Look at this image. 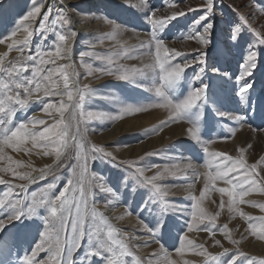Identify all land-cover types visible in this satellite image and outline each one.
I'll return each instance as SVG.
<instances>
[{
	"label": "rangeland",
	"instance_id": "374dc122",
	"mask_svg": "<svg viewBox=\"0 0 264 264\" xmlns=\"http://www.w3.org/2000/svg\"><path fill=\"white\" fill-rule=\"evenodd\" d=\"M238 1L240 0H214V12L209 17L214 26L208 37L210 43L207 46L189 38L195 31H202L204 21H201V25H193L192 22L204 15L206 0H146V3L155 10V18H163L180 11L186 13L184 16L177 17L167 28L163 29L162 37L169 49H175L184 54L175 58L174 63L193 62L185 70L184 78L177 85L176 94L183 98L191 88L199 87L201 81L209 85L208 102L202 106L201 138L214 141L209 146L210 151L225 152L233 157L240 155V148L246 149L244 158L247 163L257 164V171L260 173V177L264 178V45H260L258 43L259 38L246 28L241 32L244 37L243 40L233 41L230 39V29L233 27L232 22L239 23L237 12L247 18L252 27L259 31L262 36H264V23H262L261 17L255 16L257 12L255 9H250V6L247 5H244V7L239 6ZM254 1L259 5L260 0ZM261 1L264 2V0ZM36 2V0L34 3L29 0L21 5V0H7L5 6L3 7L2 5V10L7 9L8 12L1 15L0 10V19L8 16L0 23V26L5 24L0 27V38H2L1 34H4V32V35H8L21 19V17H17L16 20H12L13 8L25 6V8L31 9ZM144 3L145 0H68L66 3L67 7H61L62 1L55 8V12L60 9H65V12L67 10L69 17H71L72 23L70 26H66L65 30L70 27L77 32L76 37L73 39L75 49H71V58L75 60L73 65L75 66V71L79 73L80 86L88 85L95 90V94L90 99H86L85 108L87 109V104L91 106L90 111H94L96 108L99 111L101 110L100 107H103L104 111L102 113H106L109 116L107 121L103 123H100L99 119H89L81 124L84 135L88 142L105 147L106 150L111 151L115 156L119 155L124 148H136L142 145L138 151L139 155L133 157L132 161L138 162V166L146 169L145 176L151 177L157 172H163V176L158 179L157 183L167 186L168 196L165 199L174 202L177 208H188L190 211L192 203L190 194L200 196L201 192H204L202 204L204 203L207 207L206 209L204 206V209L210 215H215L219 212V216L214 222L213 230L215 231V236L209 231L202 230L204 225L209 224L207 220L195 230L196 234L198 232L202 234L195 240L197 244L204 245L203 242H205L204 246L208 251L213 254L222 253L223 248L214 244V241L219 239L224 248L229 249V253L223 259L230 258L237 247L248 254L249 257H257L258 260L264 258V247L263 250L258 248V252L255 253L256 247L264 244V239L253 235L249 228L250 223H259L257 218L264 217V209L258 206L264 204V192L253 190L244 197V203L234 205V208L238 207L240 212L244 213V215H241L240 212L230 210V198L218 191L220 187H227L223 181L217 180L215 189L211 186L206 188L205 185L209 182L203 173L208 171V169L203 167L205 154L202 151V145L188 138V135L182 138L175 137V132L183 125L191 126L188 121H171L169 119L170 112L167 109L151 107L146 111L126 114L121 119H115L120 109L126 105H150L158 99L154 93L147 91L152 86L151 81L148 79L141 78L136 83H131L118 80L113 75L101 74V72L96 71L98 68H106L108 66L106 59H97V56L108 57L115 53H120L119 57L114 56L116 63L127 67L132 65L139 67L146 61L148 63L151 62L146 45L151 39L152 25L150 13L145 9ZM45 8L42 10L41 16L49 7ZM190 8L195 10L189 11ZM245 8H248V10H242ZM92 11L101 18V22H93V25L98 29L95 34H90V28H85L86 26L80 23V17H85ZM57 12L54 16L57 15ZM259 12L261 11L259 10ZM54 16L53 14L50 15V21ZM93 19L95 18L91 20ZM35 22L33 37L30 41L31 51L34 52L37 48H51L55 36L52 33H44L42 35L38 27L39 18ZM107 23L110 24L108 28L105 27ZM108 30L110 31L106 32ZM124 32H129L133 36L123 43L132 42L135 45H123V43L117 42L116 36L123 35ZM105 38L113 41L115 45H111L113 42L110 45L106 43ZM142 44L145 47H141ZM251 45H255L252 50L257 51L259 55L256 68L253 70L252 75L247 77L253 82V88L248 90L247 101L242 102L239 95H237L238 85L235 80ZM125 49L128 50L126 55L124 54ZM14 51L13 49L11 51L13 54L9 53L4 57L5 66L10 61L20 57L21 54L18 51ZM81 53H86V55L81 57ZM201 53L206 54L203 74L198 73L200 67L198 57ZM28 54L30 52L26 50L24 55ZM129 56H137L139 58L130 59ZM67 61L66 59L61 60L59 64L67 63ZM44 67L47 69L52 67V65L48 64ZM90 69L93 72L92 75H88ZM28 74L25 73V75ZM197 74L201 76V79H194ZM89 76L93 80H99L89 83ZM59 99L60 97H43V93L34 94L28 106L17 111L13 123L26 122L33 117L37 120L40 117L45 118V116H41V112H43L42 101L57 102ZM89 100L90 102H88ZM148 111H151V115L157 116L155 120L159 121L125 132V124L130 117H140V120L143 121L141 113ZM218 111L229 113V116L219 117L216 114ZM54 113L52 112V114ZM238 116L244 117V119L237 120L236 117ZM163 121L169 122L161 127ZM120 122L122 125H119ZM118 126L119 134H117L116 129ZM243 128L246 130H242ZM107 134L111 135V141H104V137ZM25 147L31 148V144L29 143ZM4 154L6 158L0 160V168H7L11 164L18 173L32 172V169L43 168L48 159L54 160V156H44L39 148L25 152L5 147ZM7 157H11V160H8ZM117 159L121 160L120 158ZM16 162H21L23 166L17 167ZM186 164H191L192 167L185 166ZM151 165L158 167H150ZM165 167L169 168L171 172H164ZM90 169L92 172L103 176L105 181H108L109 186L114 183L116 177L126 172L125 166L115 167L112 163L99 160L91 162ZM32 174L33 176H38L39 172H32ZM68 176L69 169L60 168L54 175H47L45 179L29 184L24 192H21L19 188H11L7 184H0V200L8 204L19 199L23 204H27L31 200V195L35 193L39 196L48 183H56L57 188L53 191L58 193L65 186ZM0 177L15 184H27V181H21L13 177L11 172H0ZM261 183L264 184V180ZM93 191L95 192L94 199L97 202L110 195L101 192L99 188H94ZM117 197L121 205L134 216L137 223L127 227L113 224L121 232L127 231L126 233L130 238H137L130 239L129 245L132 247L134 256L139 259V264H149V262L157 264L161 256V244L164 246V250L171 254V257L174 254L177 255L175 248L180 244L178 236L181 235L177 224H183L185 220L190 218L187 213L173 214L169 212L158 218L161 215L163 205L158 200L150 201L148 189L136 182L134 178H130L126 186H120ZM222 202L223 208H221ZM248 202H255L257 206H253ZM89 204L91 205V200ZM97 206L104 213L107 209L112 208L111 206L106 208L103 203H98ZM145 213H150L152 220H146L148 217L144 215ZM45 214L44 209H38L39 216ZM248 217L253 219L249 220ZM0 218H4L6 221L4 230L0 231V237L11 238L10 251L0 253V264H25V256L31 255L34 243L39 240L38 230L42 231V221L38 218H21L9 223L3 211H0ZM161 220L163 227L158 230L159 235L154 239L147 228H153L157 221ZM225 224L228 225L233 239L240 241L238 246L230 243L222 232L218 230ZM145 225H147V228H145ZM220 236L224 240L218 238ZM157 239L159 243L156 242ZM144 240L151 243L150 248H152L150 251L144 252L140 248L134 247ZM167 240H174V242L167 247L164 242ZM87 247V239H85L81 242V247L73 253V260L76 261V264H80L77 258H82V254ZM154 253L157 254L154 256ZM47 255V252H40L37 259L44 260ZM197 258L192 261L193 264H205L204 257ZM127 260L128 264H137V260L131 257L127 258ZM92 261L93 264H102L101 258L94 257Z\"/></svg>",
	"mask_w": 264,
	"mask_h": 264
},
{
	"label": "snow or ice",
	"instance_id": "6c2138e0",
	"mask_svg": "<svg viewBox=\"0 0 264 264\" xmlns=\"http://www.w3.org/2000/svg\"><path fill=\"white\" fill-rule=\"evenodd\" d=\"M44 5L33 4L31 9L23 15L19 21V29L26 34L23 39H14L17 31H12L10 36L0 38V44L8 43V52L0 56V160L5 159L4 149L10 147L17 151L30 152L32 149L39 148L44 156H54L51 165H45L40 169H32V172H39L38 176H33L32 172L18 173L11 164L7 168H0V172H11L13 177L21 181H27V184H15L12 181H6L0 177V184H7L11 188H19L24 192L28 185L36 183L40 179H45L47 175H54L60 168H68L69 176L65 186L58 193L53 190L57 188L56 183H48L45 190L37 196L31 195V200L23 204L19 199L5 204L0 200V211H3L7 217V222L20 220L21 218H38L42 221V231L38 230L39 240L34 243L31 249V255L25 256V264H76L73 260V253L81 247V242L87 239V249L78 257L80 264H93L92 258H101L102 264H128L127 258L134 256L132 247L129 245L130 239L126 232H121L108 218L104 212L100 211L97 204L103 203L107 208L109 206H118V197L120 186H126L130 178L148 189L150 201L158 200L162 205L161 216L165 213H187L190 217L183 224H177L181 235L178 236L179 246L175 252L183 258L186 250L193 252L197 256L204 257L205 264H257V257H249L248 254L237 247L230 258L223 259L229 253V249L224 248L219 239L214 241L215 245L223 248L222 253L213 254L203 244H197L189 238L188 233L197 230L204 221L209 224L204 225L202 230L209 231L215 236L214 222L219 216V212L210 215L202 207L204 192L200 196L190 194V211L188 208H177L174 202L165 199L168 196L167 186L157 183L163 176V172H157L154 176H145V168L138 166V162L131 160H118L105 147L93 144L87 141L81 124L89 119H103L106 113L92 112L85 108L86 99H90L95 90L88 85L80 86L79 73L75 71L71 62L72 41L77 32L70 27L71 20L60 9L57 15L50 21V15L53 11V5H49L48 10L41 16ZM145 9L150 13L151 39L147 42L148 55L151 57L150 63H142L141 66L132 65L127 67L117 64L114 56L119 57L120 53H115L108 57L97 56V59H106L107 67L98 68L96 71L101 74L113 75L121 81L136 83L138 79H148L152 86L147 91L152 92L158 98L155 103L150 105H126L120 109L115 119H121L124 115L130 113H139L151 108H164L170 112V120H186L190 123L187 128V135L198 144L202 145V151L205 154L203 167L208 169L203 175L207 181L205 187L211 186L215 189L217 180L223 181L227 187H220L218 191L226 194L230 198V210L240 212L238 207H233L239 203H244V197L253 190L264 192V184L261 183L264 178L260 177L257 171V164H248L244 158L246 149L240 148L238 157H233L225 152L210 151L209 146L214 143L213 140L201 138V120L203 117L202 106L208 102L209 85L201 81L199 87L191 88L183 98L176 94L177 85L184 78L185 70L193 62L185 61L183 64L174 63L175 58L184 55L183 53L169 49L162 37V30L167 28L172 21L179 16H184V11L174 12L163 18H155V10L152 9L145 0ZM195 9H189L194 11ZM264 14V7L260 8ZM214 12V0H206L204 15L200 16L192 23L193 25H202V31H195L189 38L197 40L200 44L207 46L210 43L209 35L213 29V22L209 17ZM221 15H223L221 13ZM39 18V30L42 33H52L55 40L49 49L37 48L31 51V39L33 31L31 23ZM239 23L232 22L230 29V39L233 41L243 40L241 32L246 28L259 38L258 43L264 45V36L254 29L247 18L237 12ZM118 30V29H117ZM46 38V37H44ZM145 47V45H141ZM251 45L246 57L243 59L236 82L238 85L237 95L242 102L248 99V90L253 88V82L247 77L252 75L257 66L258 52L253 51ZM13 49L21 55L17 59L10 61L7 66L4 64L6 57ZM29 50L30 54L24 55ZM127 49L124 54H127ZM86 53H81V57ZM204 53L198 57L200 65L199 74L205 71ZM130 59H138L137 56H129ZM68 60L69 63L57 64L58 60ZM30 62V63H29ZM83 62V61H82ZM51 64L52 67L45 69V65ZM25 73H29L25 75ZM90 69L88 75H92ZM197 74L194 79H201ZM23 93V94H22ZM43 93V97H60L57 102L42 101V111L48 113H58L59 118L54 119L52 123L45 120H37L33 117L26 122L13 123L18 110L28 106L29 101L33 99L34 94ZM66 97V99H65ZM40 98V97H37ZM219 117H228L229 113L218 111ZM237 120L244 119L238 116ZM169 121H163L161 127ZM36 125H42L40 129ZM31 144V148L25 147ZM251 147V145H249ZM39 154V153H38ZM11 160V157H7ZM109 162L115 167L125 166L126 172L116 177L114 183L109 186L103 176L94 173L90 169V163L93 161ZM17 167H22L21 162H16ZM30 167V165H29ZM150 167H158L151 165ZM188 167H192L191 164ZM164 172H171L167 167ZM175 174V173H171ZM94 188H99L101 192L110 194L102 201L97 202ZM91 200V205L89 201ZM257 206L255 202H248ZM264 209V204L258 205ZM223 208V202L221 203ZM38 209H44L46 214L38 215ZM130 214V213H128ZM241 215L244 213L240 212ZM117 217L116 219H122ZM249 220L253 219L248 217ZM259 223H250L249 228L253 235L264 239V217L257 218ZM6 226L4 218H0V231ZM163 227L162 220L157 221L153 228H147L153 238L159 235L158 230ZM225 238L233 245H239L240 241L233 239L229 232L228 225H223L218 229ZM159 243V240H156ZM11 238L0 237V253L10 251ZM146 246V245H145ZM134 247H140L135 245ZM47 252V258L37 259L38 253ZM156 255L155 253L153 254ZM151 264V262H149ZM157 264H177L176 260L171 259V254L164 250L161 244V256ZM184 264H193L192 261L185 260ZM258 264H264V258L258 260Z\"/></svg>",
	"mask_w": 264,
	"mask_h": 264
},
{
	"label": "bare ground",
	"instance_id": "6f19581e",
	"mask_svg": "<svg viewBox=\"0 0 264 264\" xmlns=\"http://www.w3.org/2000/svg\"><path fill=\"white\" fill-rule=\"evenodd\" d=\"M6 1L7 0H0V10H1V15H4L5 13H7L8 11H7V9H3L2 10V5H3V7L5 6V3H6ZM27 1H29V0H21V2H22V4L21 5H23V4H25ZM34 1L35 0H32V2L34 3ZM37 2L35 3V4H40V3H43V5H44V7H43V9L46 7L47 8V6L49 7V5H53L54 7H53V11H52V13L51 14H53V16L56 14V12L58 11H56L55 12V8L57 7V6H59L60 5V3L63 1V4H62V6L61 7H63V6H65V7H67V1L68 0H36ZM55 1V2H54ZM61 1V2H60ZM8 2H11V1H8ZM59 2V3H58ZM73 2V1H72ZM71 2V3H72ZM32 3V4H33ZM31 4V5H32ZM47 5V6H46ZM89 5V4H88ZM238 5L239 6H243L244 7V5H247V6H250V9H255L257 12L255 13V16H257V17H261V19H262V23H264V14H262L261 12H259V10H260V8H262V7H264V2H262L261 0L259 1V5L258 4H256L255 3V1L254 0H240V1H238ZM45 8V9H46ZM42 9V10H43ZM68 9V8H67ZM13 14L11 15V17H12V20H16V18L17 17H23V15H25L30 9H27V8H25V6H21V7H14L13 8ZM242 10H248V8H245V9H242ZM64 14L67 16V17H69V13H67V10H66V12H64ZM13 16H15V18H13ZM6 17H8V16H4L2 19H0V23L3 21V20H5V18ZM55 17V16H54ZM81 18V21H80V23L81 24H83V25H85L86 27L85 28H90L89 29V31H90V34H95L97 31H98V29L93 25V22H101V18L100 17H98V14H96L95 12H90L87 16H85V17H80ZM90 18V19H89ZM92 18H95V19H93V20H91ZM69 19H71V17H69ZM20 21V20H19ZM36 21V20H35ZM35 21H30V22H25V23H31V27H32V31H33V28H34V25H35ZM11 23V22H10ZM13 23H15V22H13ZM72 23V22H71ZM91 24V25H90ZM5 24H2L0 27H3ZM14 25V24H13ZM109 25L110 24H106L105 25V27L106 28H108L109 27ZM7 27V26H6ZM19 22H18V25H16V27L13 29V30H11L10 32H9V34L8 35H4L5 34V32H4V34H1L2 35V38L3 37H6V36H10V34H11V32L12 31H17V35H16V37H14V39H17V40H20V39H23L24 38V36L26 35L23 31H22V29H20V30H17V29H19ZM110 30H108V31H106V32H109ZM34 33V32H33ZM131 36H133V34H131V33H129V32H124V34L123 35H117L116 36V40H117V42L118 43H123V42H126V41H128L130 38H131ZM107 38H105V41H106V43H109V45L113 42V41H111V40H106ZM125 40V41H124ZM134 40V39H133ZM132 41V40H131ZM11 41L10 40H8V41H6L4 44H0V56L1 55H3L5 52H8V43H10ZM72 43V50L73 49H75V46H74V44H73V41L71 42ZM76 45V44H75ZM112 46L113 45H115V43L113 42L112 44H111ZM123 45H135V43H132V42H130V43H123ZM15 50V49H14ZM16 51V50H15ZM14 51V52H15ZM10 54H13L12 52H10ZM71 54H72V52H71ZM59 61H61V60H58V64L59 63H61V62H59ZM75 60L73 59V58H71V62L72 63H75L74 62ZM67 63H69V61H67ZM146 63H148L147 61L145 62V64ZM74 68H75V66H74ZM99 79H97V80H93L92 78H90V76L88 77V82L89 83H92V82H95V81H98ZM236 81V80H235ZM80 84V83H79ZM88 102H90V100L88 101ZM31 103V102H30ZM97 104V103H96ZM90 104L88 105L87 104V109L86 110H88V111H90L91 109H90ZM101 108V110H99L98 111V108H96L94 111H92V112H100V113H102V111H104V109H103V107H100ZM54 113V112H53ZM166 113H168V112H166ZM41 116H45V118H42V117H40V119H43V120H45L47 123H52L53 122V120L54 119H58L59 118V114H57V113H54V114H51V115H49L48 113H45V112H41ZM141 116L143 117L142 119H143V121H141L140 120V117H130L128 120H127V122H126V124H125V132H127L128 130L129 131H132V130H135V129H137V127H142V126H147V125H151L153 122H157V121H159V120H155L156 119V117L157 116H154L153 114L151 115V111H148V112H144V113H141ZM107 117H109V116H106L105 118H103V119H99V122L100 123H103L104 121H107ZM39 118H38V120H40ZM95 120V119H94ZM96 120H98V119H96ZM119 125H122L121 124V122H120V124ZM43 126L42 125H36V128L37 129H40V128H42ZM121 127V126H120ZM187 126H182L178 131H176L175 132V137H177V138H182V137H185V136H187ZM117 129V134H119L120 132H118L119 131V126L116 128ZM242 130H246L245 128H243ZM103 137V136H102ZM105 138V139H104ZM103 139H104V141H111V135H105V137H104ZM188 138H190L189 136H188ZM102 139V140H103ZM142 145H140V146H137L136 148H124V150H121V153L119 154V155H116V157L117 158H120L121 160H131L132 161V159H133V157H135L136 155H139V153H138V151L140 150V147H141ZM133 150H135V151H133ZM128 157V158H127ZM53 162V160L51 159V160H47L46 161V164L45 165H49L50 163H52ZM185 166H188V164H186ZM98 174V173H97ZM101 176V175H100ZM107 183H108V181H106ZM126 196V195H125ZM130 197V196H129ZM137 199V198H136ZM118 201H119V198H118ZM122 202V201H121ZM205 206V204L203 203L202 204V207H204ZM206 207V206H205ZM129 208V207H128ZM206 209H207V207H206ZM128 213H130V212H128L127 211V209L124 207V206H122L121 205V203H120V201H119V203H118V206H115V207H112L111 209H107L106 210V212L104 213L105 214V216H107L108 218H110V220H111V222L112 223H114L115 225H120V226H132L134 223H137V221L134 219V216H132L131 215V213L130 214H128ZM135 214V213H134ZM144 215H146L148 218L146 219V220H148V221H150V220H152L151 219V217H150V213H145ZM117 217H123L122 219H116ZM162 216L161 215H159L158 216V218H161ZM154 220H156V219H154ZM147 221V222H148ZM127 232V231H126ZM140 233V232H139ZM200 235H202V234H200V232H198V234H196L195 233V231H193V232H190V233H188V236L189 237H191V238H194V239H192L193 241H195L196 239H198V237L200 236ZM149 238H151V237H149ZM159 238V237H158ZM218 238H220V239H222V240H224L223 239V237L222 236H220V237H218ZM155 239V238H154ZM165 240V239H164ZM138 241V240H137ZM206 241V240H205ZM165 242V244L167 245V247H169V245L170 244H172L173 242H174V240H167V241H164ZM261 242V241H260ZM199 243V242H198ZM204 243V245H205V242H203ZM262 243V242H261ZM136 244V243H135ZM137 245H140V247H138V248H140L142 251H150V249L152 248H150V246H151V243H149V241H141V242H139ZM146 245V246H145ZM154 245H155V243H154ZM211 246V245H210ZM218 247V246H217ZM216 247V249L218 250V248ZM263 247H264V244H260V245H258L257 247H256V252L255 253H257L258 252V248H260L261 250H263ZM214 249V248H213ZM262 252V251H261ZM150 253V252H149ZM148 254V253H147ZM157 254V253H156ZM198 257V258H197ZM173 260H176L177 261V264H184V261L185 260H188V261H194V260H196V258L197 259H200V258H203V257H200V256H197V255H195L193 252H191V251H189V250H186V252H185V254H184V256H183V258H181L178 254L177 255H173V257H171ZM223 258V257H222ZM157 259V258H156ZM155 260V259H154Z\"/></svg>",
	"mask_w": 264,
	"mask_h": 264
}]
</instances>
